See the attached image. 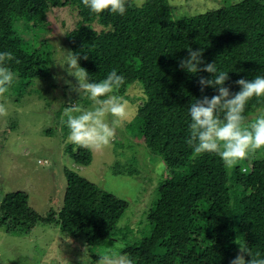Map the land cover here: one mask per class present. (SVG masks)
I'll use <instances>...</instances> for the list:
<instances>
[{
  "label": "trees",
  "instance_id": "trees-1",
  "mask_svg": "<svg viewBox=\"0 0 264 264\" xmlns=\"http://www.w3.org/2000/svg\"><path fill=\"white\" fill-rule=\"evenodd\" d=\"M55 7H71L80 18L64 35L73 53L88 57L80 65L89 72L90 81H100L115 69L125 77L117 95L141 82L143 101L127 128L142 138L154 134L148 151L153 159L162 158L169 170L151 191V205L144 212L147 233L125 244L122 254L135 264H230L238 244H244L264 257V181L246 166L248 172H242L240 161L226 168L215 154L193 156L186 143L188 106L202 96L199 76L210 74L195 76L178 66V60L188 55L187 48H202L207 61L216 47L217 69L229 72L226 86L233 92L240 90L236 80L264 75V0H224L220 9L192 21L173 18L170 0H144L141 7H129L123 16L107 11L93 14L82 0H0V52L15 57L9 64L17 74L13 88L55 78L56 66H50L54 58L44 51L43 43L30 49L14 32L16 20L38 19ZM191 23L202 28L190 36ZM204 94L217 93L209 87ZM261 111L264 98L254 97L244 116L252 121ZM68 135L69 129L62 139ZM75 146L66 148L74 167L64 169L67 186L59 208L46 218L30 206L27 193L9 192L0 201V229L28 236L48 222L76 238L84 237L89 246L109 247L130 202L77 172L78 166L92 162L93 154ZM263 151L249 158L261 161Z\"/></svg>",
  "mask_w": 264,
  "mask_h": 264
},
{
  "label": "rangeland",
  "instance_id": "rangeland-1",
  "mask_svg": "<svg viewBox=\"0 0 264 264\" xmlns=\"http://www.w3.org/2000/svg\"><path fill=\"white\" fill-rule=\"evenodd\" d=\"M170 3L174 7L173 18L192 21L220 9L224 0H170ZM79 19L71 7H55L44 17H27L14 22L15 34L30 49L42 42L44 51L54 58L50 66L56 68L55 78L48 77L45 82L38 79L23 89L11 87L4 98L8 114L0 117V201L9 192L23 191L29 195V204L46 218L62 203L67 186L65 167H74L66 152L72 143L68 136L62 139L63 133L68 131L63 110L69 103L79 104L84 109L91 106L87 97L79 98L77 93L71 92L67 81L75 84L76 80L60 66L72 52L65 39L66 29L73 28ZM191 25L193 29L187 31L190 36L202 28L200 23ZM250 33L246 31L249 40ZM214 48L205 62L219 59ZM119 96L127 101L128 114L117 128L115 139L106 147L92 150V162L77 169L80 175L130 202L118 224L114 241L108 248L99 250L89 246L84 237L76 238L48 222L36 227L28 236L11 235L0 229V264H96L98 256L108 253L115 245H120L115 250L122 253L125 244L147 233L149 225L144 212L151 205V191L169 170L162 158L153 159L148 151L155 135L149 133L142 138L127 128L143 101L141 82L133 83ZM49 129L50 134L46 132ZM258 158L261 161L240 160L242 172L257 171L264 181V159L261 155ZM245 194L242 191V195Z\"/></svg>",
  "mask_w": 264,
  "mask_h": 264
},
{
  "label": "clouds",
  "instance_id": "clouds-1",
  "mask_svg": "<svg viewBox=\"0 0 264 264\" xmlns=\"http://www.w3.org/2000/svg\"><path fill=\"white\" fill-rule=\"evenodd\" d=\"M143 2L144 0H82V4L93 14L100 15L107 11L120 16L125 15L129 7H141ZM187 51L188 55L178 60L179 68L195 76L205 72L210 75L199 76L202 96L191 101L188 106L190 124L186 143L193 150L194 157L206 153L215 154L221 158L226 168H232L238 161L264 149V111L252 121L244 116L246 105L252 98H264V75L236 80L234 83L240 90L233 92L226 86L230 79L229 72L218 71L215 61L205 62L202 48L195 50L189 47ZM69 53L66 63L60 66L75 78L76 83H67L71 92L77 93L79 98L87 97L91 106L84 109L79 104L69 103L64 108L63 117H66L69 129L68 139L78 148L86 150L106 147L115 139L117 128L128 114L127 101L116 94L124 86L125 77L114 69L106 78L90 81L89 72L80 65V60L88 57ZM14 59L11 52H0V117L8 114L4 98L17 79V74L9 66ZM209 87L217 94L211 97L204 94ZM38 161L43 162L41 159ZM238 245L237 254L230 264H264V257L260 252L253 253L246 245ZM119 247L117 244L108 253L99 255L96 264H135L130 256L115 250Z\"/></svg>",
  "mask_w": 264,
  "mask_h": 264
},
{
  "label": "built area",
  "instance_id": "built-area-1",
  "mask_svg": "<svg viewBox=\"0 0 264 264\" xmlns=\"http://www.w3.org/2000/svg\"><path fill=\"white\" fill-rule=\"evenodd\" d=\"M245 169V168H244Z\"/></svg>",
  "mask_w": 264,
  "mask_h": 264
}]
</instances>
